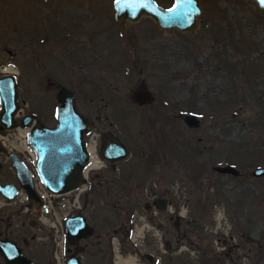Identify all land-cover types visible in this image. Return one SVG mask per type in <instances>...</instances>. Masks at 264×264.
<instances>
[{"label":"rangeland","instance_id":"obj_1","mask_svg":"<svg viewBox=\"0 0 264 264\" xmlns=\"http://www.w3.org/2000/svg\"><path fill=\"white\" fill-rule=\"evenodd\" d=\"M113 2L0 0V67L17 70L18 118L55 126L53 79L68 78L93 132L115 135L127 150L93 169L78 198L70 195L79 204L72 215L84 214L95 230L76 244L82 264H115V240L138 264H264V175L252 174L264 168V9L255 0H199L191 33L159 29L150 16L122 26ZM73 34L91 38L88 52L74 48ZM94 40L103 51H91ZM140 82L153 97L144 105L130 97ZM181 114L196 115L198 126ZM225 165L238 175L214 170ZM15 180L8 165L0 168L1 182ZM155 198L171 208L158 210ZM39 216L4 209L2 238L51 262V228ZM144 222L150 228L135 240Z\"/></svg>","mask_w":264,"mask_h":264},{"label":"water","instance_id":"obj_2","mask_svg":"<svg viewBox=\"0 0 264 264\" xmlns=\"http://www.w3.org/2000/svg\"><path fill=\"white\" fill-rule=\"evenodd\" d=\"M255 1L260 8L264 9V4L260 0ZM174 4L177 8L173 13H169L167 10ZM113 8L114 18L122 26L127 20L137 22L142 16H150L159 29L175 28L181 32L194 33L199 25L197 20L200 13L199 0H194L192 5H188L186 0H174L170 7H161L154 0H122L119 5L113 2ZM180 13L190 17V20L166 19ZM16 81L14 75L0 76V129H12L18 124L27 126L30 123L28 143L36 153L35 164L38 175L52 193H66L76 187L75 184L86 165L87 152L82 137L83 133L89 129L90 123L76 111L72 93L64 89L57 94V100L62 105L58 107L57 124L54 127L42 125L32 114L25 115L20 120L15 119L18 111ZM130 97L139 105L153 100L144 82H140L130 92ZM180 116L189 127H197L199 124V119L194 114H181ZM0 151L8 156L18 184L26 191L28 207L33 211H38L40 207L46 211V206L34 188L32 172L25 161L14 151L6 149L1 141ZM101 152L108 161L125 159L127 156L126 148L117 140L104 146ZM214 170L221 174L238 175V170L231 165L215 166ZM252 174L264 175V168H257ZM17 191L18 188L13 181L4 183L0 181V192L7 198L12 199ZM167 203L165 198H155L152 202L156 208L161 210L166 208ZM64 227L67 252L70 253L66 264H81L77 252H81L84 248L78 247L72 250L71 247H75L79 240L93 235L95 230L82 213L68 217L64 222ZM0 255L9 264H33L14 240L9 238L0 239ZM147 258L151 260L152 257L147 254Z\"/></svg>","mask_w":264,"mask_h":264},{"label":"built area","instance_id":"obj_3","mask_svg":"<svg viewBox=\"0 0 264 264\" xmlns=\"http://www.w3.org/2000/svg\"><path fill=\"white\" fill-rule=\"evenodd\" d=\"M10 65L7 64H1L0 72L1 74L10 73L14 70H9ZM13 134V137L18 142V146H14L24 157V159L30 163L34 161V155L32 152L31 147L28 145L26 135H27V129L22 127H17L15 130L11 131ZM11 132L6 133H0V138L3 141L8 140L11 136ZM23 133V135H21ZM90 146H92L95 150V156L98 159V161H101V159L98 156L97 150H96V136L95 133H91L88 137V143H87V150H88V161L92 158L90 154ZM0 160L6 161V157L0 154ZM100 167L103 166V162L98 165ZM90 169V168H89ZM91 169H97V168H91ZM82 186L78 187L73 193L75 194L76 198H78L79 194L83 192L84 189H81ZM35 188L37 193L41 196L43 202L46 204L49 215L53 216L52 221H49L45 218V214L41 212L40 214V220L47 224L51 230H52V240L55 244L54 248V264H65V256L63 253V244L65 240V233L64 228L62 225V219L66 218L68 215L71 214V211L74 208L79 207V204L77 205V201L71 200L70 196L64 197L60 199V196L54 195L50 193L42 184L41 180L36 176L35 177ZM70 194V193H69ZM26 194L23 189L20 188L17 195L12 200H8L4 195L0 193V211L4 207H21L23 212H27L28 208L26 206ZM171 208V206H169ZM134 239H140L141 237H144V232L141 233V235L134 236ZM115 242L114 248H115ZM135 242V241H133ZM140 242V241H137ZM119 250V248H118ZM115 264L116 261H115ZM122 264V263H121ZM135 264L137 263V259L135 258Z\"/></svg>","mask_w":264,"mask_h":264},{"label":"flooded vegetation","instance_id":"obj_4","mask_svg":"<svg viewBox=\"0 0 264 264\" xmlns=\"http://www.w3.org/2000/svg\"><path fill=\"white\" fill-rule=\"evenodd\" d=\"M70 38H71V42L74 44V48H76L79 53L84 52V50H86L87 52L89 51L87 49V46H90L91 45V43H90V39L91 38L90 37L88 38V42L87 43H86V40L87 39H84V37H82V38L81 37L80 38L79 37H76L74 34ZM92 40H93V38H92ZM94 41H95V45L92 46L91 51H100V50L103 51L104 48L102 46V41H98V40H94ZM84 44L86 46H84ZM70 64H76L82 70H84L87 67L85 65H88V63H86V62L74 63V61L70 62ZM53 82H54V85L57 87V89H59L58 90L59 92L62 91L61 89H64V90L72 93V91L69 88L66 87V85H68L69 82H70L68 80V78H65V80H64L62 78H59V76L56 75V76H54ZM55 99H57V94H55ZM75 101H76V95H73V102H74V106H75V109H76L77 107H76V102ZM76 111L80 115H82L77 109H76ZM84 118H86V117H84ZM96 118H97L98 121H100V115H97ZM94 127H95L94 122H91L89 129L83 133L82 139H83L84 142L86 140L87 133L92 132ZM96 134H97V144H98V148L101 151H102V149H103L104 146L108 145L110 142H112L114 140H117L118 142H120V140L115 135H112V134H108L107 135L106 133H104L101 130L99 132H97ZM107 162L112 163V162H115V161H107ZM4 165H7V164H2V166H4ZM12 240H14V242L16 243V245L19 246V241H17L14 238ZM22 241H24L25 244L27 243V241H25V239H22ZM78 247L79 246H75V247H73V249H77ZM27 257L32 261L33 264H53L52 262L42 261V260H40V259H38L36 257H31V256H28V255H27ZM0 264H9V263H7V261L1 256ZM14 264H17V263H14Z\"/></svg>","mask_w":264,"mask_h":264},{"label":"bare ground","instance_id":"obj_5","mask_svg":"<svg viewBox=\"0 0 264 264\" xmlns=\"http://www.w3.org/2000/svg\"><path fill=\"white\" fill-rule=\"evenodd\" d=\"M9 70H16L15 68L12 69L11 66L9 67ZM21 135H23V133H21ZM13 145H16L15 141H12ZM90 154L92 156V158L90 159V161L87 162L86 168L85 169H91V168H98L102 161H98V159L95 156V150L92 146H90ZM85 175H86V171H84L81 174V177L78 178L77 182H76V187L77 186H82L81 189H84L87 186V181L85 180ZM81 178V180H80ZM84 179V181H83ZM144 221V220H143ZM145 228H150V226L144 222V224L142 225H135L134 227V231H133V235H141V233L144 231ZM116 241V240H115ZM115 261L117 264H135V257L132 255H127L124 256L120 253V251L118 250V243L115 242Z\"/></svg>","mask_w":264,"mask_h":264},{"label":"snow or ice","instance_id":"obj_6","mask_svg":"<svg viewBox=\"0 0 264 264\" xmlns=\"http://www.w3.org/2000/svg\"><path fill=\"white\" fill-rule=\"evenodd\" d=\"M114 2L117 4V5H119V4H121L122 3V0H114ZM260 2L262 3V4H264V0H260ZM186 3L188 4V5H192L193 3H194V0H186ZM177 8V5H173V7L172 8H169L167 11L169 12V13H173L174 11H175V9ZM166 19H168V20H174V19H185L186 21L187 20H190V17H186L183 13H180V14H178L177 16H169V17H167Z\"/></svg>","mask_w":264,"mask_h":264}]
</instances>
